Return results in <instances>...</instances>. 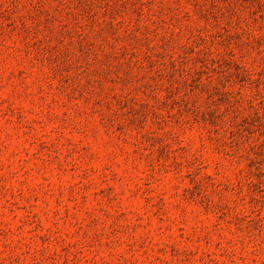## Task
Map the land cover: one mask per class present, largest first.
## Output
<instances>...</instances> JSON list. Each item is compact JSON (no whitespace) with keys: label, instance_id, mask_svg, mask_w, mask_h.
Returning <instances> with one entry per match:
<instances>
[{"label":"rangeland","instance_id":"1","mask_svg":"<svg viewBox=\"0 0 264 264\" xmlns=\"http://www.w3.org/2000/svg\"><path fill=\"white\" fill-rule=\"evenodd\" d=\"M0 264H264V0H0Z\"/></svg>","mask_w":264,"mask_h":264}]
</instances>
